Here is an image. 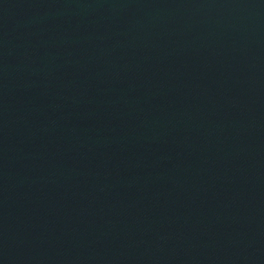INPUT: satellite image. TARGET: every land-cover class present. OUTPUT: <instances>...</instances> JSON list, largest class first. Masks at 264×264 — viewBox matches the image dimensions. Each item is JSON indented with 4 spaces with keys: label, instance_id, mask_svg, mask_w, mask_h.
<instances>
[{
    "label": "water",
    "instance_id": "water-1",
    "mask_svg": "<svg viewBox=\"0 0 264 264\" xmlns=\"http://www.w3.org/2000/svg\"><path fill=\"white\" fill-rule=\"evenodd\" d=\"M0 264H264V0H0Z\"/></svg>",
    "mask_w": 264,
    "mask_h": 264
}]
</instances>
